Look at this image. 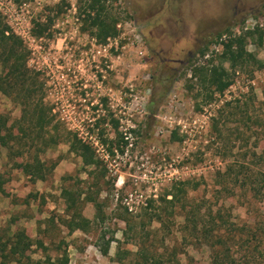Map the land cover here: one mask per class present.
I'll use <instances>...</instances> for the list:
<instances>
[{
	"label": "rangeland",
	"instance_id": "374dc122",
	"mask_svg": "<svg viewBox=\"0 0 264 264\" xmlns=\"http://www.w3.org/2000/svg\"><path fill=\"white\" fill-rule=\"evenodd\" d=\"M11 1L33 40L17 35L29 77L0 90V237L24 229L43 264H264V0H100V19L134 21L143 56L123 38L97 51L92 0ZM134 191L147 204L129 212Z\"/></svg>",
	"mask_w": 264,
	"mask_h": 264
},
{
	"label": "trees",
	"instance_id": "16d2710c",
	"mask_svg": "<svg viewBox=\"0 0 264 264\" xmlns=\"http://www.w3.org/2000/svg\"><path fill=\"white\" fill-rule=\"evenodd\" d=\"M99 1L100 0H92L89 8L95 10ZM99 13L100 11L96 9V12L93 14L96 16L91 17V24L98 26L100 30V32L96 34L97 37L105 39L110 35L117 34L115 28L116 21L107 22L104 18L100 19ZM263 37L264 28L260 30L258 34V43H262ZM221 44L222 50L220 52V58L228 59L230 62H233V64L235 60L247 54L244 48L245 38L242 36L229 38L226 41H222ZM26 56L27 52L22 45L21 39L14 34L10 27L0 18V64L3 68V72L0 73V90L3 93H7L8 89L15 88L19 81H24L29 77V70L26 67ZM204 73L207 75L208 85L216 92H223L231 84V81L228 79L227 70L223 66H211L207 68ZM149 115L150 118L154 117L155 112L153 108H150ZM6 123L7 119L0 115V144H5L6 142ZM70 148L79 152L84 164L90 165L97 162L92 147L80 138H73L70 142ZM23 171L28 174L33 173L29 164L23 165ZM6 193L5 188H3V181L0 177V194ZM80 218L82 220L85 219L81 215ZM32 245L33 241L24 229H19L9 234L5 239L0 237V264H10L12 261L17 264H43L41 260H33L29 256L28 251ZM102 253L104 255L107 254V248L103 249Z\"/></svg>",
	"mask_w": 264,
	"mask_h": 264
},
{
	"label": "built area",
	"instance_id": "2783aa9c",
	"mask_svg": "<svg viewBox=\"0 0 264 264\" xmlns=\"http://www.w3.org/2000/svg\"><path fill=\"white\" fill-rule=\"evenodd\" d=\"M0 14L5 15L8 18L12 17L11 22H7V25L10 27L12 32L24 40H33L30 34V25L25 23L24 15L19 14L15 8H13V3L11 0H0ZM115 28L117 30L116 36L106 37L107 43L101 44L98 46V52L110 53L112 49L115 51L118 48V39L123 38L129 41L128 45H131L132 48H135L136 53L143 56L145 54V47L141 42V36L136 30V26L133 20L123 19L115 23ZM97 143V141L95 142ZM123 183L122 180L118 179L116 182L117 186H120ZM135 203L136 205H133ZM123 204L129 210V212L137 211V205H146V198L141 192H127L124 196Z\"/></svg>",
	"mask_w": 264,
	"mask_h": 264
},
{
	"label": "flooded vegetation",
	"instance_id": "af4514ba",
	"mask_svg": "<svg viewBox=\"0 0 264 264\" xmlns=\"http://www.w3.org/2000/svg\"><path fill=\"white\" fill-rule=\"evenodd\" d=\"M244 6H245V4H242V6H241L242 9L241 10H243V9L245 10V7ZM242 12H240V13H242ZM235 14H238V12L236 11ZM245 15H246L245 13H242L241 17L243 18Z\"/></svg>",
	"mask_w": 264,
	"mask_h": 264
}]
</instances>
